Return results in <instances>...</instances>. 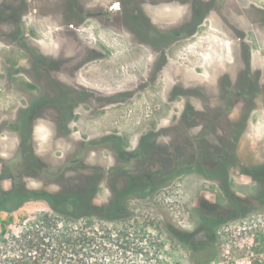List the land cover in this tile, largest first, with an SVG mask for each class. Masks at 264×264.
<instances>
[{
    "label": "rangeland",
    "instance_id": "rangeland-1",
    "mask_svg": "<svg viewBox=\"0 0 264 264\" xmlns=\"http://www.w3.org/2000/svg\"><path fill=\"white\" fill-rule=\"evenodd\" d=\"M33 1L18 36L41 48L50 47L54 56L72 57L71 42L79 38L96 35L109 40L128 35L120 23L106 27L91 16L84 19L68 1ZM251 2L260 12L264 8V0H231L227 23L220 22L217 11L192 38L179 44L174 51L176 101L167 102L170 89L163 87L128 104L105 108L91 103L74 111L67 130L55 115H44L35 122V154L28 156L38 162L29 165L23 164L19 152L17 131L22 124L16 123V109L42 94V88L34 85L35 94L30 91L34 76L24 49L9 41L0 44V226L12 215L25 219L47 208L46 199L33 194L34 189L71 190L77 192L73 197L95 203L117 197L140 202L131 204L135 214L171 235L163 253L172 264H198L195 250L203 255L213 252L207 264H264V209L259 208L260 196L264 197V91L255 85L258 99L243 100L230 120L220 112L223 68L232 67L230 76L237 73L238 77L245 72L241 67L245 68L247 53L253 59V76L264 82V27H240L235 22L263 18L256 8L245 13L235 10V4ZM82 4L90 9L102 5L97 0H82ZM155 8L164 9V2H157ZM173 9H179V14L185 11L179 6ZM1 26L4 34L11 29L10 24ZM13 59L19 68L16 76L10 74ZM41 78L35 76L39 83ZM175 114L194 115L195 129H189L182 118L178 124L177 120L170 123ZM213 131L221 139L213 138ZM191 132L202 137L194 150L187 145ZM113 133L121 139L109 141L114 147L110 149L99 139ZM63 166V174H39ZM179 233L189 234L190 242Z\"/></svg>",
    "mask_w": 264,
    "mask_h": 264
},
{
    "label": "flooded vegetation",
    "instance_id": "flooded-vegetation-1",
    "mask_svg": "<svg viewBox=\"0 0 264 264\" xmlns=\"http://www.w3.org/2000/svg\"><path fill=\"white\" fill-rule=\"evenodd\" d=\"M58 1H68L75 10L85 16L84 19L91 16L106 27H114V24L120 23L128 35L108 38L109 40L100 39L96 35L79 38L71 42L75 45L74 55L67 59L60 58L54 56L55 53H52L50 47L41 48L31 43L28 37L18 36L22 30L23 16L25 12L30 11L33 0H0V44L9 41L16 49L19 47L24 49L28 60H31L29 71L32 78L34 76L33 81L30 80L33 84L30 91L35 94V86L39 84L42 88V94L34 96L26 106H18L16 109V123L22 124L17 134L21 135L19 152L24 165L36 161L35 158L28 156L35 154L33 145L35 122L44 115H55L63 130H67L68 122L74 118V111L91 103L96 107L110 108L122 103L128 104L129 101L138 99L142 93L161 92L160 89L163 87L165 90L170 89L171 94L167 102L176 101L179 97V82L173 78L178 63L174 51L178 49L180 43L192 38L199 28L206 25L217 11H220L222 18L220 22L227 23L229 20L226 18V12L231 0H97L105 7L99 5L101 7L98 9L85 7L82 0ZM157 2H164L165 8L156 9ZM245 5L237 3L235 10L238 13H245L256 8V13L261 14L263 18L248 20L249 23L238 19L239 21H235L236 24L240 27H264V8L260 12L254 2L249 6ZM175 6L185 8L184 13L179 14V9H173ZM6 24H10L11 29L4 34L1 25ZM112 49L122 51H111ZM15 60L10 70V74L14 76L18 75L19 71ZM252 60L246 53L245 68L239 64L241 71L245 72L238 77L237 73L234 78L230 76L232 67L223 68L220 73L224 83L220 112L224 113V120L232 118L243 100L258 99V88H255V85H259L261 91H264L263 79L252 74ZM38 75L42 77L40 83L35 80V76ZM205 91L202 92L205 94ZM189 92L192 94L196 92L194 85ZM226 113L229 114L226 116ZM194 117L175 114L170 117V123L177 120L178 124L180 123L178 119L182 118L183 120H180L190 124L189 129L193 131ZM239 122H242V119ZM171 128L177 129L174 126ZM213 133V138L221 139L220 135L217 136L214 131ZM190 134L192 138L187 145L188 149L194 150L202 137L195 132ZM116 139L121 138L113 133L99 140L104 141L102 145L114 149L109 141Z\"/></svg>",
    "mask_w": 264,
    "mask_h": 264
},
{
    "label": "trees",
    "instance_id": "trees-1",
    "mask_svg": "<svg viewBox=\"0 0 264 264\" xmlns=\"http://www.w3.org/2000/svg\"><path fill=\"white\" fill-rule=\"evenodd\" d=\"M64 169L39 174H63ZM32 193L43 196L47 208L25 219L12 215L1 223L0 264H172L163 253L171 235L135 214L137 209L131 204L139 206L140 202L117 197L95 203L91 198L73 197L75 191L61 189L39 188ZM260 198L259 208L264 209V197ZM89 208L94 212L88 213ZM180 235L190 242L189 234ZM193 252L198 264H207L213 255Z\"/></svg>",
    "mask_w": 264,
    "mask_h": 264
}]
</instances>
